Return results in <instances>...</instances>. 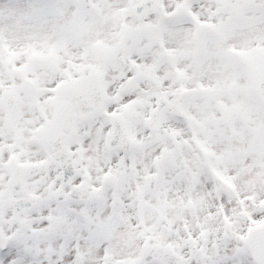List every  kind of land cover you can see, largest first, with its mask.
Returning <instances> with one entry per match:
<instances>
[{
  "label": "snow or ice",
  "instance_id": "snow-or-ice-1",
  "mask_svg": "<svg viewBox=\"0 0 264 264\" xmlns=\"http://www.w3.org/2000/svg\"><path fill=\"white\" fill-rule=\"evenodd\" d=\"M0 264H264V0H0Z\"/></svg>",
  "mask_w": 264,
  "mask_h": 264
}]
</instances>
